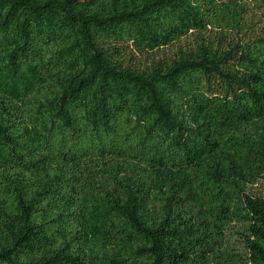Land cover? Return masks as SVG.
<instances>
[{
	"label": "trees",
	"instance_id": "16d2710c",
	"mask_svg": "<svg viewBox=\"0 0 264 264\" xmlns=\"http://www.w3.org/2000/svg\"><path fill=\"white\" fill-rule=\"evenodd\" d=\"M0 264H264V0H0Z\"/></svg>",
	"mask_w": 264,
	"mask_h": 264
}]
</instances>
